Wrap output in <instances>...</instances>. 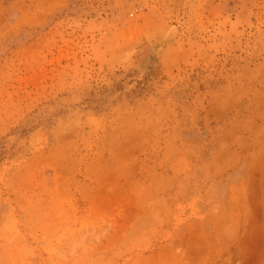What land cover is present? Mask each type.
Returning a JSON list of instances; mask_svg holds the SVG:
<instances>
[{"label":"rangeland","instance_id":"1","mask_svg":"<svg viewBox=\"0 0 264 264\" xmlns=\"http://www.w3.org/2000/svg\"><path fill=\"white\" fill-rule=\"evenodd\" d=\"M0 264H264V0H0Z\"/></svg>","mask_w":264,"mask_h":264}]
</instances>
